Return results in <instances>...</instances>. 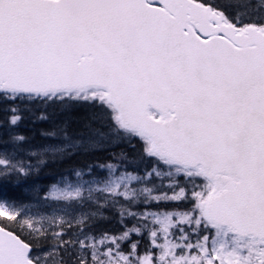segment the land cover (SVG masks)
<instances>
[{"label": "snow or ice", "instance_id": "snow-or-ice-1", "mask_svg": "<svg viewBox=\"0 0 264 264\" xmlns=\"http://www.w3.org/2000/svg\"><path fill=\"white\" fill-rule=\"evenodd\" d=\"M0 104V188L131 149L72 167L55 210L0 197V264H264V0H0ZM32 106L59 145L25 148Z\"/></svg>", "mask_w": 264, "mask_h": 264}, {"label": "trees", "instance_id": "trees-1", "mask_svg": "<svg viewBox=\"0 0 264 264\" xmlns=\"http://www.w3.org/2000/svg\"><path fill=\"white\" fill-rule=\"evenodd\" d=\"M217 2H222V0H217ZM6 107V105L0 104V109ZM50 111H52L50 109ZM84 111H91L88 108L78 109L76 113H73V116L77 114H82ZM35 106H32V110L28 113H25V120L21 125V129L24 131L25 135L29 138V145H26L25 148L31 147L33 151L40 152L41 146H57L60 144L62 137L59 132H57L56 138L48 139L45 136L41 135V132H51L56 127V120H50L48 122H39L35 118ZM3 116V112L0 111V117ZM57 118H65L58 117ZM70 131L73 133H80L83 129L80 127L79 123H73L71 125ZM132 143L139 147L137 141ZM107 151H95L84 154L83 152L72 156L71 159H67L60 155H44L38 156L37 159H34L32 162L37 163V160H43L44 163L39 164L38 168L33 172L32 177L29 179L27 184H21L19 187L13 185H6L0 188V196L8 198L10 201H16L17 203L23 201L30 208L34 210H41L44 208H58V204H53L51 202H46L41 198L46 196L47 191L50 189L53 184H64L65 181L68 183H76L77 178L75 176L69 175V170L83 163H96L104 164L109 162L107 157L110 153L119 154L121 152H131V149L127 147L126 144H121L120 147H113L111 145H104ZM27 158V157H25ZM131 159V156L129 157ZM138 163V161H136ZM15 180V177L12 178ZM34 181V183H33ZM39 189L40 191H34L33 189ZM178 208L184 207L183 205H160V208ZM133 211L138 209L133 208ZM154 210V209H153ZM117 209L111 208L109 211H105L98 217L99 222L96 224L98 230H111L113 232L121 231V226L119 221V216L116 214ZM3 218H0L2 220ZM127 223V221H125ZM135 223V221H131Z\"/></svg>", "mask_w": 264, "mask_h": 264}, {"label": "rangeland", "instance_id": "rangeland-1", "mask_svg": "<svg viewBox=\"0 0 264 264\" xmlns=\"http://www.w3.org/2000/svg\"><path fill=\"white\" fill-rule=\"evenodd\" d=\"M67 182V181H66ZM75 184V183H74ZM58 186H60V187H63L64 186V184H62V185H60V184H58ZM1 197V196H0ZM32 209V208H31ZM50 209H52V210H55L56 208H50ZM32 211L33 212H36V210H34V209H32ZM38 211V210H37Z\"/></svg>", "mask_w": 264, "mask_h": 264}]
</instances>
